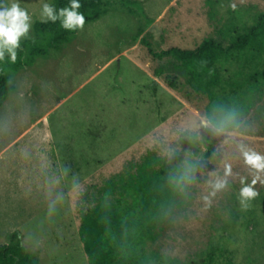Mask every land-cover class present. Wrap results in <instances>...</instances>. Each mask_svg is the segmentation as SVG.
<instances>
[{
    "label": "rangeland",
    "instance_id": "obj_1",
    "mask_svg": "<svg viewBox=\"0 0 264 264\" xmlns=\"http://www.w3.org/2000/svg\"><path fill=\"white\" fill-rule=\"evenodd\" d=\"M51 1L19 0L32 15L30 37L43 3ZM132 1L137 2L104 0L107 12L100 18L32 66L10 73L16 88L0 107V244L16 231L41 264H89L79 228L82 213L97 203L99 188L148 152L172 156L182 131L207 125L216 134L218 167L198 157L194 180L178 208L133 249L146 264H202L210 231L227 219L221 205L226 188L216 190V181L224 180L226 165L229 176L251 178L241 145L264 154V110L259 106L264 55H256V65L247 68L259 71L261 81L247 87L251 106L240 107L238 117L224 123L231 129L223 130L202 113L209 102L206 95L191 105L154 76L148 46L141 43L148 35L155 51L195 48L210 37L230 44L264 12V0ZM238 67V61L223 63L224 77ZM245 119L248 124L234 125ZM49 134L54 144L41 141ZM106 206L123 217L127 208L134 212L130 201L127 205L114 197ZM228 233L225 229L212 237L213 243L225 242L229 248L218 264H264V247L248 248L254 237L243 230L223 237Z\"/></svg>",
    "mask_w": 264,
    "mask_h": 264
},
{
    "label": "trees",
    "instance_id": "obj_2",
    "mask_svg": "<svg viewBox=\"0 0 264 264\" xmlns=\"http://www.w3.org/2000/svg\"><path fill=\"white\" fill-rule=\"evenodd\" d=\"M123 1L127 4L137 2ZM81 3L83 7L79 11L86 17L85 24L107 12L104 0H81ZM50 4L58 10L68 5L69 0H52ZM129 10L136 12L130 6ZM33 27L34 36L20 42L16 63H10L7 54L5 61H0V107L16 88L10 81L11 72L32 66L38 57L46 55L50 48H58L63 42L70 41L77 32L63 29L59 20L56 23L36 21ZM148 39V35L143 36L141 43L148 46V56L152 62L150 69L154 76L191 105L195 99L200 102L206 95L209 102L201 108L204 116L212 126L230 130L224 123L236 119L238 116L235 113L240 107L244 109L250 105L246 102L247 87L253 88L260 84L259 71L247 68L256 65V55H264V12L259 13L255 23L227 45L210 37L195 48L173 46L155 51ZM234 61H238L239 67L230 77L225 78L227 70L223 69V63ZM262 77L264 74L261 73ZM259 106L264 110V99ZM198 107V104L195 105L196 109ZM261 116L264 117V114ZM248 123L246 119L236 120L234 125L241 127ZM215 139L216 134L211 126H204L200 131H182L177 150L172 156L148 152L140 160L130 161L124 171L106 180L98 190L97 203L81 215L79 234L89 264H146V260L136 256L134 247L168 213L178 208L182 202L181 197L185 196L184 192L194 180L198 157L202 156L213 167H218L221 157L215 148ZM224 179L229 181V185L225 187V202L221 205L227 219L224 218V222L210 231L202 264H218L217 258L229 252L225 242H212L213 234L223 233L225 229H229V233L223 236L227 238L235 235L236 231H247L252 239L254 237L248 245L251 250L252 247H264V226L261 227L264 219V186L259 183L256 185L260 195L251 202L248 210L243 211L237 199L240 178L227 175ZM248 182H251V178ZM111 197L127 205L130 201L134 212L125 209L126 217L118 210L112 213L108 205L105 207ZM0 264L41 263L36 255L25 249L18 233L14 231L9 242L0 244ZM222 264H232V260Z\"/></svg>",
    "mask_w": 264,
    "mask_h": 264
},
{
    "label": "clouds",
    "instance_id": "obj_3",
    "mask_svg": "<svg viewBox=\"0 0 264 264\" xmlns=\"http://www.w3.org/2000/svg\"><path fill=\"white\" fill-rule=\"evenodd\" d=\"M243 2V0H242ZM83 7L81 0H69V4L57 8L49 3H43L39 14L41 23H56L60 21V26L69 31H83L86 23L84 13L79 9ZM232 10L237 9L235 3H231ZM33 25L32 15L26 8H23L19 0H0V61H5L6 54L10 63H16L18 50L21 48V39L30 37ZM207 126V125H206ZM241 152L244 163L253 171L251 172V182L248 177L240 178V188L237 199L241 210L246 211L251 207V202L259 197L260 192L256 188L259 183L264 186V154L251 148L241 145ZM226 176L231 175L230 165H226ZM227 180H217L214 188L223 189L227 185Z\"/></svg>",
    "mask_w": 264,
    "mask_h": 264
},
{
    "label": "crops",
    "instance_id": "obj_4",
    "mask_svg": "<svg viewBox=\"0 0 264 264\" xmlns=\"http://www.w3.org/2000/svg\"><path fill=\"white\" fill-rule=\"evenodd\" d=\"M41 141H45L47 144H50V143H52V144H54V136L52 135V134H49V135H44L42 138H41ZM53 146V145H52ZM48 148H50L51 149V146L49 145V146H47ZM47 147H44L43 149H41V150H45ZM54 147V146H53ZM53 150H55V147L53 148ZM51 153L53 154L54 152L53 151H51ZM55 154V153H54ZM65 190H66V188H65V184H63V196L64 197H66V194H65ZM53 204H54V202H53ZM59 216V215H58Z\"/></svg>",
    "mask_w": 264,
    "mask_h": 264
}]
</instances>
